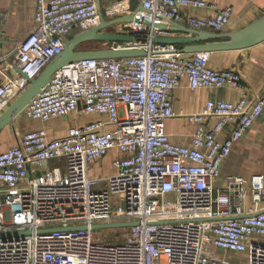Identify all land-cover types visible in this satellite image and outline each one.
Instances as JSON below:
<instances>
[{"label": "built area", "instance_id": "1", "mask_svg": "<svg viewBox=\"0 0 264 264\" xmlns=\"http://www.w3.org/2000/svg\"><path fill=\"white\" fill-rule=\"evenodd\" d=\"M128 2L103 6L106 18L129 11ZM135 2L143 7L135 13L140 22L106 31L133 37L111 47L141 48L145 55L69 63L21 112L40 122L76 112L95 118L61 136L44 127L26 131L0 152V233L16 234L0 237V264H233V258L264 264V176L227 175L214 184L233 143L263 114L264 91L252 95L239 71L211 66V52L185 55L151 42L171 35L153 23L223 32L232 8L207 0ZM197 9L209 13L199 16ZM34 19L33 31L15 45L21 73L1 74L0 110L75 30L98 25L100 13L95 0H35ZM182 78L191 89L240 92L236 101L209 98L184 115L195 128L188 145L172 142L165 128L175 116L170 94ZM110 150L117 152L115 172L92 176L90 167ZM122 222L134 225L92 228Z\"/></svg>", "mask_w": 264, "mask_h": 264}, {"label": "crops", "instance_id": "2", "mask_svg": "<svg viewBox=\"0 0 264 264\" xmlns=\"http://www.w3.org/2000/svg\"><path fill=\"white\" fill-rule=\"evenodd\" d=\"M116 1L118 0H99L102 7ZM207 1H215L220 7L230 6L232 8L231 18L223 32L240 29L264 14V0ZM128 10L124 11L122 15L130 14V8ZM195 13L202 16L209 12L205 9H197ZM34 16L35 0H0V80H2V72L9 76H17L15 45L33 31L35 26ZM176 34L172 33V35ZM97 43H102L104 47H110L111 45L107 42ZM209 62L211 66L217 69H235L239 71L243 83L248 86L252 95H258L264 91V41L240 50L211 52ZM170 96L175 116L166 121V132L172 142L188 145L191 142L195 128L193 124L185 120L184 115L200 111L209 98L236 101L240 97V92L228 87L191 89L188 80L182 78L179 86L171 92ZM2 110H0V113ZM94 118L95 116L76 112L65 118L40 122L28 119L20 113L0 131V152L16 144L26 131L44 127L50 135L61 136L65 134L68 126L87 122ZM56 125H62V127ZM210 126H212V122L207 123V127ZM57 127L60 128L59 132ZM229 130L230 128H227L220 135V138H223ZM116 155L115 150H110L107 155L90 167V174L101 177L113 174L115 168L111 162ZM52 164L59 165L64 169V163L60 160L53 161ZM101 164L103 166L108 165L111 172L106 174L97 173L96 169L101 167ZM256 174L264 176V112L249 131L233 143L229 156L221 165L220 176L214 184L216 186L221 185L227 175H237L248 179ZM250 204V196L247 192L244 203L245 208L249 207ZM262 207H264V203Z\"/></svg>", "mask_w": 264, "mask_h": 264}, {"label": "water", "instance_id": "3", "mask_svg": "<svg viewBox=\"0 0 264 264\" xmlns=\"http://www.w3.org/2000/svg\"><path fill=\"white\" fill-rule=\"evenodd\" d=\"M95 1L100 13V23L88 29L81 30L68 38L61 52L56 54L37 76L27 78V86L4 110L1 111L0 131L22 112L27 103L48 84L51 76L65 65L80 59L119 58L126 56H142L146 54L143 49L132 47L118 48L110 46L100 49L78 50V46L81 43L88 41L107 43L130 41L133 39L130 34L113 33L106 31V29L117 23L140 22V20L136 18L135 13L143 10V7L140 3H136L135 0H129L128 2L131 10L130 14L115 16L111 19L106 18L105 9L101 6L99 0ZM143 23L145 25H150L147 21ZM152 26L159 30L169 31L171 35L153 36L151 42L176 46L178 52L182 54L214 52L220 50H240L264 41V14L244 27L231 32H213L192 29L178 22H170L169 24L153 23ZM172 33L177 34L172 35ZM18 72L21 73L19 70ZM21 75L25 77L24 74ZM129 225H134V222L93 224L92 228ZM23 233H28V231ZM9 235L16 234L0 233V237L2 238Z\"/></svg>", "mask_w": 264, "mask_h": 264}, {"label": "rangeland", "instance_id": "4", "mask_svg": "<svg viewBox=\"0 0 264 264\" xmlns=\"http://www.w3.org/2000/svg\"><path fill=\"white\" fill-rule=\"evenodd\" d=\"M73 36V35H72ZM98 41H88V42H84V43H81L79 46H78V50H89V49H100V48H105L104 45L102 43H97ZM185 55H188V54H185ZM61 123V122H60ZM58 124V123H57ZM56 126H60L62 127V125H56ZM57 127V128H58ZM60 131V128H58V132ZM97 173H100V174H106V173H109L111 172V169L109 168L108 165H104L101 164V167H97L96 169ZM240 258H243V255L241 254L240 255ZM241 259L238 260V258H233L232 259V263L233 264H238L239 261ZM246 264V262L244 263Z\"/></svg>", "mask_w": 264, "mask_h": 264}, {"label": "trees", "instance_id": "5", "mask_svg": "<svg viewBox=\"0 0 264 264\" xmlns=\"http://www.w3.org/2000/svg\"><path fill=\"white\" fill-rule=\"evenodd\" d=\"M79 31H81V29H77V30H75V31L69 36V38H70L72 35H74L75 33L79 32Z\"/></svg>", "mask_w": 264, "mask_h": 264}, {"label": "bare ground", "instance_id": "6", "mask_svg": "<svg viewBox=\"0 0 264 264\" xmlns=\"http://www.w3.org/2000/svg\"><path fill=\"white\" fill-rule=\"evenodd\" d=\"M115 9H117V8H115Z\"/></svg>", "mask_w": 264, "mask_h": 264}]
</instances>
